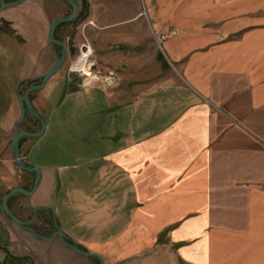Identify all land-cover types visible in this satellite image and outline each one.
Instances as JSON below:
<instances>
[{"label":"crops","instance_id":"crops-1","mask_svg":"<svg viewBox=\"0 0 264 264\" xmlns=\"http://www.w3.org/2000/svg\"><path fill=\"white\" fill-rule=\"evenodd\" d=\"M86 1L76 38L91 34L94 49L146 56L139 76L48 81L64 95L45 136L23 140L20 153L41 171L32 208L53 207L37 213L48 224L54 215L71 242L104 264H264V0H144V11L126 15ZM8 13H0V35L19 38L22 57L0 60V87L12 65L21 85L0 113L2 128L6 115L20 116L26 80L55 63L43 29L46 60L32 69V33ZM51 244L32 241V251L42 262L51 247L75 258L58 239ZM92 259L78 264H100Z\"/></svg>","mask_w":264,"mask_h":264},{"label":"rangeland","instance_id":"rangeland-1","mask_svg":"<svg viewBox=\"0 0 264 264\" xmlns=\"http://www.w3.org/2000/svg\"><path fill=\"white\" fill-rule=\"evenodd\" d=\"M9 0H4L7 3ZM12 1V0H10ZM78 4V12L75 20L69 24H64L57 28L55 32V39L57 41L63 42L67 45V58L64 63L62 70L58 73L61 77H70L75 79L77 82L82 83L83 81L86 84L98 82L105 77H111V79L120 80L121 75L127 73H136L135 75H140V64L142 56L146 54L140 52V50L132 49L127 50L114 48L109 49L108 45L104 43L97 45V49L93 48V43L91 39V34L86 36L83 34L80 39L76 38L77 29L76 27L82 24L83 12L88 10L89 4L86 0H75ZM1 5V4H0ZM98 8L104 13L105 11L108 14H130L134 12L144 11V0H100ZM9 12L8 15L12 16L11 18L15 21V26L19 27L21 32L28 30L32 33V55L36 54V59L38 64L32 66V69L40 68L39 66L46 60L45 53L41 52L39 49V33L41 30H49L51 23L59 18L64 16H69L72 12L71 7L66 3L57 1V0H24L22 4L6 8L3 12ZM126 18V17H124ZM111 21H118L110 17ZM115 19V20H114ZM4 29L3 27H0ZM109 35H117V37L122 36V38H130L136 34H102L103 40H109ZM112 40V39H111ZM46 42L48 43V35L46 37ZM22 44L20 39L17 37L6 38L4 39L0 35V54L1 51L4 55H0V60L7 59L11 56H14V60L17 62L21 60L22 57ZM20 46V47H19ZM85 51L82 54V51ZM138 51V52H137ZM58 54L61 53V48H56ZM99 52L102 53V56H99ZM7 57V58H6ZM52 60H54L52 58ZM46 66V65H45ZM75 71H72V69ZM89 68V71L88 70ZM49 71V70H48ZM16 66H6L4 68L3 74L6 76V88L0 87V113L4 107V104L8 105L12 101L15 102L18 92V84L16 85V76H17ZM84 74V75H82ZM87 76V77H85ZM93 76H96V80L93 79ZM1 82V81H0ZM37 83H40L39 81ZM25 87V86H23ZM49 87L44 88L40 91H34L32 93V106L46 121L49 113L52 110H56L60 104V100L64 95V89L60 85L56 91L51 93ZM13 94L14 96L9 97V102L7 100L8 94ZM6 95V97H5ZM46 101L45 106L41 108L42 100ZM18 103L19 100L17 99ZM34 101V102H33ZM37 105L38 108L34 105ZM8 107L6 108V110ZM20 109V105H19ZM7 112V111H6ZM59 114V111H58ZM12 116V115H10ZM12 120L8 121V116L6 115V121L4 125L5 128L0 126V129L4 131V134L1 135L0 131V143L7 144L9 140H13L14 132L13 128L17 121L20 119V116L16 113L14 117H11ZM60 121V119H58ZM33 122L28 115L24 122H21L17 127L19 132H26L29 128L31 133H38L40 125L31 124ZM13 127L11 128V126ZM12 129V130H11ZM47 129V127H46ZM45 134L43 135V137ZM42 138V137H41ZM41 138H24V141L27 142H39ZM56 139H61V134H56ZM1 146V145H0ZM3 147L1 146L0 151ZM0 158V225L3 226V229L0 227V245L7 247L9 254L14 257L26 258L25 262H18L13 260H8L7 264H78L80 262L90 263L92 258L84 257L80 254L71 252L75 258H69L57 249H51L45 251V256L47 258L46 262H42L38 259L36 254L32 251V241H36L42 246H52L53 244L37 241L33 236L25 234L17 229L14 223H12L1 211V199L3 196L8 194L14 188H17L21 185H28L29 188H32V176L24 175L16 166V163L12 156L9 155V148L6 147L5 154ZM12 208L11 210L17 212L18 215H21L24 218H29L32 213V197H27L22 194L16 195V197L11 200ZM10 210V211H11ZM12 212V211H11ZM38 216L39 222L37 223L39 230L43 228V218L44 215L39 213ZM6 229V232L4 231ZM54 229V228H53ZM49 234L52 230H48ZM58 244V242H57ZM63 248V247H62ZM69 252V251H68ZM5 259L4 253L0 251V264H3ZM29 259V260H28Z\"/></svg>","mask_w":264,"mask_h":264},{"label":"water","instance_id":"water-1","mask_svg":"<svg viewBox=\"0 0 264 264\" xmlns=\"http://www.w3.org/2000/svg\"><path fill=\"white\" fill-rule=\"evenodd\" d=\"M24 0H19L16 2H11V3H5L4 0H0V13L3 12L6 8L9 7H15L23 3ZM66 3L69 7H71V14L69 16H64L62 18L54 20L48 30V43L52 50L55 53V63L53 66L49 69V71L37 78L31 79V80H26L27 83H35V82H40V85L32 86L29 89L26 90V92L18 96L19 104H20V119L17 121L13 128L14 136L13 140L11 142V150L13 154V158L15 160L16 166L19 170L26 172V173H33L35 175V180L33 184V188L30 191H26L20 187L14 188L11 190L8 194H6L2 198L1 202V211L3 214L16 226L18 227H23L22 229L30 232L37 241H42V242H47V243H52L54 240L58 239L59 242L66 247L67 249L71 250L74 253L80 254L84 257L88 258H96L100 264H104L101 258H99L96 255L90 254L88 252L82 251L76 244L71 242L61 231V229L56 225V220L53 215V222L55 226V232L50 235V236H42L36 234L31 228L28 226L30 225L29 223H22L19 221L13 213L8 209L7 207V201L16 195L22 194L27 197H32L35 192L38 189L39 182L41 180V171L37 167H32L28 166L24 161L21 159L20 152H19V143L22 139L24 138H40L44 135L45 130H46V121L41 116L32 106V102L30 100V95L34 91H40L43 90L48 83V81L56 76L63 68L64 63L67 58V45L63 42L57 41L55 39V32L58 27L64 25V24H69L73 22L77 16L78 12V4L76 3L75 0H57ZM61 48V53L58 54L56 52V48ZM24 83V82H23ZM20 85H18V88H20ZM26 113L30 114L32 117H34L40 124L41 128L38 133H29V132H19L17 127L21 122L24 121ZM37 211H50L51 213H54V208L53 207H48V208H34L33 212L36 214Z\"/></svg>","mask_w":264,"mask_h":264},{"label":"flooded vegetation","instance_id":"flooded-vegetation-1","mask_svg":"<svg viewBox=\"0 0 264 264\" xmlns=\"http://www.w3.org/2000/svg\"><path fill=\"white\" fill-rule=\"evenodd\" d=\"M16 1H19V0H13V1H11V2H16ZM11 2H8V3H11ZM36 85H40V83H37V82H35V83H31V84H29V86L27 87V88H30V87H32V86H36ZM25 91V90H24ZM24 91H19V94H18V96H21V95H23L25 92ZM23 93V94H22ZM27 115H28V118H30L31 120H32V118H33V122H30L32 125L33 124H36V125H38L39 124V122L34 118V117H32L30 114H28V113H26V115H25V118H24V120L26 119V117H27ZM24 122V121H23ZM40 125V124H39ZM40 128H41V126H40ZM31 128H29L28 130H26V132H29V133H31V131H29ZM39 131H40V129H39ZM11 142H12V140H9L8 142H7V144H1V146L3 147L2 149H1V151H0V158H3L2 156H4V154H5V149H6V147L7 148H9V155L10 156H12L13 157V154H12V150H11ZM22 143H23V139L20 141V143H19V152L21 153V147H22ZM1 146H0V148H1ZM14 159V158H13ZM15 161V160H14ZM26 175H30V176H32V188H33V184H34V180H35V175L33 174V173H26V172H24ZM26 186V185H25ZM24 185H22V187H20V188H24V190H26V191H30L32 188H29V186H27V187H25ZM4 197V196H3ZM2 197V198H3ZM16 197V196H15ZM15 197H13V198H11V199H9L8 201H7V207H8V209L9 210H11V208H12V205H11V200H13ZM1 202H2V199H1ZM33 210H34V208L32 209V213H31V215L29 216V218H24V217H22L21 215H18L17 214V212H15V211H13V210H11L12 211V213H13V215L19 220V221H21L22 223H29L30 225L28 226L29 228H31L36 234H38V235H42V236H48L49 235V231L48 230H50L51 229V224H48L45 220H43V222H42V224H43V230L41 231V229L39 230V228H38V225H37V223L39 222V216H38V213L36 212V214H34V212H33ZM16 226V225H15ZM0 227L3 229V226H1L0 225ZM17 227V229L19 230V231H21V232H23V233H25V234H28V235H31L32 236V234L30 233V232H28V231H26V230H24V229H22V228H24V226L23 227H18V226H16ZM5 232H6V229L4 230ZM51 235H52V233H51ZM0 251H2L3 253H4V256H5V259L3 260V264H7V262H8V260H13V261H18V262H25V259L26 258H21V257H14V256H12L11 254H9V252H8V249H7V247H4V246H2V245H0ZM29 260V259H28Z\"/></svg>","mask_w":264,"mask_h":264},{"label":"bare ground","instance_id":"bare-ground-1","mask_svg":"<svg viewBox=\"0 0 264 264\" xmlns=\"http://www.w3.org/2000/svg\"><path fill=\"white\" fill-rule=\"evenodd\" d=\"M84 53H85V51L83 50V51H82V54H84ZM87 71H88V72H90V71H89V68H88V70H87Z\"/></svg>","mask_w":264,"mask_h":264},{"label":"built area","instance_id":"built-area-1","mask_svg":"<svg viewBox=\"0 0 264 264\" xmlns=\"http://www.w3.org/2000/svg\"><path fill=\"white\" fill-rule=\"evenodd\" d=\"M85 77H87V76H85ZM93 79L96 80L97 79L96 76H93Z\"/></svg>","mask_w":264,"mask_h":264},{"label":"trees","instance_id":"trees-1","mask_svg":"<svg viewBox=\"0 0 264 264\" xmlns=\"http://www.w3.org/2000/svg\"><path fill=\"white\" fill-rule=\"evenodd\" d=\"M51 225H52V227L54 226V224H53V222L51 221ZM55 228V227H54Z\"/></svg>","mask_w":264,"mask_h":264}]
</instances>
